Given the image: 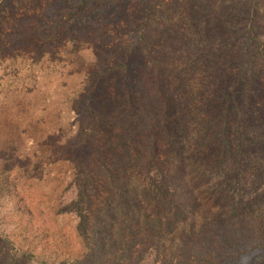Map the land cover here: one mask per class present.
<instances>
[{"label": "rangeland", "instance_id": "rangeland-1", "mask_svg": "<svg viewBox=\"0 0 264 264\" xmlns=\"http://www.w3.org/2000/svg\"><path fill=\"white\" fill-rule=\"evenodd\" d=\"M261 47L264 0H0V264H264Z\"/></svg>", "mask_w": 264, "mask_h": 264}, {"label": "trees", "instance_id": "trees-1", "mask_svg": "<svg viewBox=\"0 0 264 264\" xmlns=\"http://www.w3.org/2000/svg\"><path fill=\"white\" fill-rule=\"evenodd\" d=\"M252 39L254 33H252ZM258 41V40H257ZM259 43V42H258ZM259 53L262 55L263 67H264V49L259 48ZM218 122V121H216ZM82 126L79 128V134L82 136L86 134V127ZM213 133L210 135L214 137L216 130L219 133H225L224 122L220 124H213ZM235 147L239 149V142L236 140ZM70 163L72 165V179L71 184L73 185V197L61 208L62 212L74 215L76 218V227L85 232V228L88 224V189L91 187L92 175L88 173L82 166L81 162L76 159L75 156L70 157ZM145 171L149 179L150 184L153 186L155 191L163 196L174 195L173 181L169 176L163 163L159 162V157L153 149L149 151L148 158L145 164Z\"/></svg>", "mask_w": 264, "mask_h": 264}]
</instances>
